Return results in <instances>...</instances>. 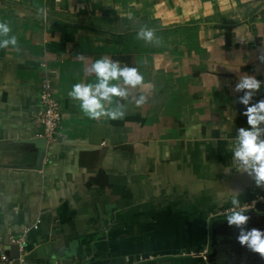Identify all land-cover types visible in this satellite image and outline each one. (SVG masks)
<instances>
[{
    "label": "crops",
    "instance_id": "0c3cea01",
    "mask_svg": "<svg viewBox=\"0 0 264 264\" xmlns=\"http://www.w3.org/2000/svg\"><path fill=\"white\" fill-rule=\"evenodd\" d=\"M0 20L17 37L0 49L5 250L28 228L26 259L37 263L264 264L219 214L233 192L242 205L258 188L234 167L231 145L248 127L235 91L241 76L262 82L252 103L264 100V0H0ZM194 25L196 40L134 35ZM133 46L139 53H129ZM101 57L137 67L150 85L122 101V120H91L68 97ZM45 77L62 122L39 160ZM246 211V229L264 231V210Z\"/></svg>",
    "mask_w": 264,
    "mask_h": 264
},
{
    "label": "clouds",
    "instance_id": "9594fccd",
    "mask_svg": "<svg viewBox=\"0 0 264 264\" xmlns=\"http://www.w3.org/2000/svg\"><path fill=\"white\" fill-rule=\"evenodd\" d=\"M137 38L146 43L160 44V38L154 30L142 27ZM17 37L12 34L10 24L0 20V49L15 47ZM77 59L84 61L83 55ZM90 81H81L72 85L68 97L77 103L80 111L91 120H122L126 115V105L132 92H140L150 85L137 67L121 65L120 61L101 57L85 68ZM262 82L251 75H243L235 86L236 92H243L239 103L245 107L242 115L247 118L248 127H239L232 148V161L237 170L247 173L257 187L264 186V100L252 103L253 97L261 89ZM145 95L134 99L136 107L146 102ZM231 207L227 210V224L240 229L237 241L253 253L264 258V231L246 229L250 217L246 215V206H242L240 195H230Z\"/></svg>",
    "mask_w": 264,
    "mask_h": 264
},
{
    "label": "built area",
    "instance_id": "2783aa9c",
    "mask_svg": "<svg viewBox=\"0 0 264 264\" xmlns=\"http://www.w3.org/2000/svg\"><path fill=\"white\" fill-rule=\"evenodd\" d=\"M39 98L42 110L37 116L36 122L42 127L41 138L45 139L46 143H55L61 135L62 110L61 104L55 96L52 80L49 77H45L40 84ZM261 205L264 206V186L253 190L250 199L242 204V206H246V210H255L257 206ZM228 209L220 211L219 214H229ZM38 223L39 221H36L31 228H37ZM27 229H24L21 234L8 238V249L5 250L0 245V264H49L32 262L26 259L25 235H27ZM11 246H16L18 249L16 258L11 257L9 253Z\"/></svg>",
    "mask_w": 264,
    "mask_h": 264
},
{
    "label": "trees",
    "instance_id": "16d2710c",
    "mask_svg": "<svg viewBox=\"0 0 264 264\" xmlns=\"http://www.w3.org/2000/svg\"><path fill=\"white\" fill-rule=\"evenodd\" d=\"M200 25H194V26H180V27H174V28H168V29H160L155 31L156 35L159 36H168V35H186L185 37L187 38L188 41H190L191 39H195V37H197V31L199 30ZM212 27V25H210V28ZM216 27V26H214ZM139 29H137L136 34H134L135 36H137ZM138 45V44H137ZM135 46L131 47L130 50V54L131 53H139L138 47L139 46ZM134 48V49H133ZM188 48L190 49H197V43H189L188 44ZM127 57H120V61L121 63H128V59H129V55H126ZM128 66V65H127Z\"/></svg>",
    "mask_w": 264,
    "mask_h": 264
},
{
    "label": "water",
    "instance_id": "95a60500",
    "mask_svg": "<svg viewBox=\"0 0 264 264\" xmlns=\"http://www.w3.org/2000/svg\"><path fill=\"white\" fill-rule=\"evenodd\" d=\"M35 143L37 144V147L39 148V151H40L39 152V160H42V158L44 156V149H45L46 141H45V139L40 138V139L35 140ZM256 210L263 211L264 206L263 205L257 206ZM9 252H10L11 257H13V258H16L18 256V249L16 246H11L9 248Z\"/></svg>",
    "mask_w": 264,
    "mask_h": 264
}]
</instances>
